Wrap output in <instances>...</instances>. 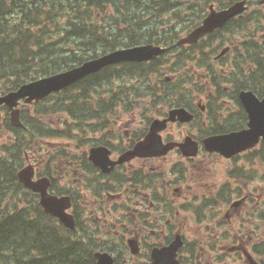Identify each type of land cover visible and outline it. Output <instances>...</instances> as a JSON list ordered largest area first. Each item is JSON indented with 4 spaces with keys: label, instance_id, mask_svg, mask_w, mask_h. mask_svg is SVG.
Listing matches in <instances>:
<instances>
[{
    "label": "flooded vegetation",
    "instance_id": "flooded-vegetation-1",
    "mask_svg": "<svg viewBox=\"0 0 264 264\" xmlns=\"http://www.w3.org/2000/svg\"><path fill=\"white\" fill-rule=\"evenodd\" d=\"M177 2L190 26L171 42L148 44L163 53L108 65L58 93L70 101L59 107L58 125L68 116L91 123L62 146L57 171L49 155L57 148H31L33 135L25 137L24 167L72 217V240L94 264L95 255L110 264H264V137L243 146L229 137L250 131L243 99H264V0ZM238 4L242 12L178 44L210 14ZM101 90L103 97H90ZM24 114L26 132L34 116ZM12 164L15 171L21 163ZM24 194L41 227H65L41 208V194Z\"/></svg>",
    "mask_w": 264,
    "mask_h": 264
},
{
    "label": "trees",
    "instance_id": "trees-1",
    "mask_svg": "<svg viewBox=\"0 0 264 264\" xmlns=\"http://www.w3.org/2000/svg\"><path fill=\"white\" fill-rule=\"evenodd\" d=\"M81 1L87 5L82 12L73 10L76 0H65L68 6L66 10L75 13L73 20L68 21V26L79 37L76 44L79 52L77 56L76 52L70 51L66 55L61 44L48 41L51 26L57 27L62 17L61 0H0V92L14 90L25 82L70 69L109 52L102 42L114 48L124 45L123 40L112 34L118 30L112 24L89 26L92 28L87 30L92 13L104 12L108 7H113L119 18L136 19L137 24H129L130 30L137 32L139 28H147L159 36L148 40L149 44H162L169 37L168 30L157 29L155 23L164 19L163 12L147 14L142 18L141 14L149 7L153 8L154 3H163L164 8L168 9L174 0ZM69 31L64 29L66 34ZM68 38L73 37L69 35ZM146 40L142 36L133 35L126 44L133 46ZM100 41V46H96ZM32 121L34 126H30L25 132L12 128L6 120L8 130L11 129L17 135L13 146L15 150L10 152L15 163L22 160L20 155L23 153L26 135H33L34 138L51 135L50 131L35 127L37 118L33 117ZM12 165L11 161L6 164L0 160V264H94L90 254L83 248H78L72 235L62 227H37V222L30 220L26 211L11 212L4 208L2 204L5 196L12 192V187L13 190L21 187L16 179L17 169L13 172ZM2 206L4 210H1Z\"/></svg>",
    "mask_w": 264,
    "mask_h": 264
},
{
    "label": "rangeland",
    "instance_id": "rangeland-1",
    "mask_svg": "<svg viewBox=\"0 0 264 264\" xmlns=\"http://www.w3.org/2000/svg\"><path fill=\"white\" fill-rule=\"evenodd\" d=\"M157 1V0H155ZM176 1L180 0H174V2H171L169 4V8L164 10V19L160 21H156L157 29L163 30V28L169 29L168 34L170 36L168 37V40L171 42L174 40L176 34L180 35L183 32H185L190 26V23L185 19L184 20V13L181 11H176L173 6L177 4ZM184 1V0H182ZM192 1V0H189ZM62 5L60 6V10H66L68 9L67 4L65 3V0H61ZM82 4V7L80 6ZM106 4V6H108ZM161 5V4H160ZM75 11H84V9L87 7L86 3L81 0H76L75 4L73 5ZM112 6V5H111ZM173 7V8H172ZM61 11L62 17L59 21V25L57 27L51 26V34L50 38L48 39L49 42L57 43L58 45H62L65 48V52L67 53L66 55H69L70 52H76L77 56L78 50L77 48V40L79 39L78 36L72 33L71 26H68V21H72L73 17L75 16V13L66 10L65 12ZM187 11V10H186ZM188 12V11H187ZM151 13H157L154 11L152 8H148V10L145 12H142L141 18L147 14ZM132 22H136V19H122L119 18L118 15H116L113 7H108L104 12L97 11L95 14L92 13L91 18L88 21V28L87 30H91L92 27L89 26H96L100 27L102 25L106 24H112L116 29H118L115 32H112V34L117 37L118 39L123 40L121 46H118L116 48H125L129 47L127 46V40L132 38L133 35H139L147 40L145 42H140V44L148 45L149 41L153 38L159 37L156 36L151 29L147 28H139L137 32H134L133 30L129 29V24ZM126 23V24H125ZM56 25V23H55ZM127 25V26H126ZM67 28L70 31L68 32L69 34H66L64 32V29ZM71 36L73 38H68V36ZM126 40V41H125ZM101 41L96 44V46H100ZM108 50L110 49H115L114 47L108 45L106 42H102ZM138 45V44H137ZM93 49V48H92ZM98 49V48H96ZM70 51V52H69ZM88 51H91L89 49ZM153 81V80H152ZM2 82H0L1 84ZM118 82L116 80H112V86L117 87ZM102 89L105 88V84L101 83L100 86ZM105 93V90H101V92L95 91L90 93V97L92 98L93 96H98V97H103ZM70 101L69 100H63L58 97H53L51 101L42 104V105H24V103H21L19 108L20 110H23L24 112L27 113L28 116H34L40 122L43 124L45 128L48 129V131H51V137L49 138H43V137H36L35 140L31 141L32 144L30 147L32 148L33 146L36 147H47L49 149V146H53L51 150L54 148H57L55 151L54 155H50L52 158L53 165L52 167L54 168V171H57V168H55V164L57 162V156L58 155H65L64 151L62 150V146L69 145L70 143L73 142L74 137L76 134L79 132L77 130H85L87 127L90 125V118H84L81 117L77 121H75L71 116H68L67 122H61V124L58 125V111L60 110V106H67L69 107ZM39 110V111H38ZM35 111L37 113H35ZM42 112V114H40ZM148 114H144L143 117H148ZM91 117V116H90ZM6 120L8 121V116L4 110L0 109V160H3L4 162L10 163L12 160L10 157V152L13 149V146L17 140V135L13 133L12 131L8 130L6 126ZM155 124L153 123V126L155 128ZM89 138V135H86L84 132V135H82V139L80 141L81 144H86V140ZM43 148V149H44ZM66 152L68 153L71 151L69 148H65ZM13 152V151H12ZM43 156V155H42ZM21 159H23V154L20 155ZM13 163V160L11 161ZM18 163H22L16 161V165ZM25 166V163L23 161L21 168ZM11 194V195H10ZM30 202V197L28 196L26 198L24 194V190L22 188L14 189L12 190L9 195L5 196L3 206L4 208L10 210L11 212L18 211V210H24L28 208V204ZM2 206L1 210H4Z\"/></svg>",
    "mask_w": 264,
    "mask_h": 264
},
{
    "label": "water",
    "instance_id": "water-1",
    "mask_svg": "<svg viewBox=\"0 0 264 264\" xmlns=\"http://www.w3.org/2000/svg\"><path fill=\"white\" fill-rule=\"evenodd\" d=\"M242 4L232 6L228 10L220 13L210 14L200 26L195 28L185 38L180 39L178 44L193 42L204 34L209 33L215 28L221 26L226 20L243 11ZM163 52L164 49L154 47L152 45L134 47L126 50H116L95 60L83 63L80 67L71 68L64 72L23 84L16 91L9 92L4 96H0V105L4 104L11 111V124L15 126H21L19 123V110L14 109L18 105V101L20 99H24L25 103L39 101L47 97V95L50 93L58 92L59 90L80 80L84 76L94 73L105 66L120 62L148 61ZM243 104L245 105L250 116V131L229 136L231 139V144L235 142L234 146L235 144L243 146L249 142H255L259 135L264 137V99L262 102H253L251 99H243ZM217 141H220V139L216 140L215 144ZM218 150L222 153H225V151H222L223 149L218 148ZM235 150L236 148L234 147V149L230 150V152L233 153ZM145 151L151 150L149 148H145ZM31 175L32 173L27 168H25L17 173V179L22 185L28 187L32 191H39L40 186L38 190L35 188V185L37 184L30 182ZM41 195V205L43 206L45 212L57 218L68 230L74 231V222L71 216H68L64 213L60 202L54 199L45 200L42 192ZM100 256L101 255H95L97 264H110L106 263Z\"/></svg>",
    "mask_w": 264,
    "mask_h": 264
},
{
    "label": "bare ground",
    "instance_id": "bare-ground-1",
    "mask_svg": "<svg viewBox=\"0 0 264 264\" xmlns=\"http://www.w3.org/2000/svg\"><path fill=\"white\" fill-rule=\"evenodd\" d=\"M173 8V7H172ZM74 23V22H73ZM133 23H135V22H133ZM126 24V23H125ZM130 24H132V23H130ZM135 24H137V23H135ZM127 26V25H126ZM130 27V26H129ZM235 31H236V29H235ZM16 32V31H15ZM231 32V31H230ZM237 33V32H236ZM232 34H234V33H232ZM227 35V34H226ZM231 35V34H230ZM12 37V36H11ZM237 37V36H236ZM234 38V37H233ZM229 39V38H228ZM238 39V38H237ZM230 40V39H229ZM237 42H238V40H237ZM239 43V42H238ZM234 45V44H233ZM211 48H212V46H210ZM214 47V46H213ZM217 47V46H216ZM231 47V46H230ZM232 47H235V46H232ZM229 48V47H228ZM208 49V48H207ZM222 49V48H221ZM230 50V49H229ZM258 50V49H257ZM232 51V50H231ZM205 52H208V50H206ZM253 52V51H252ZM258 52H260V49H259V51ZM230 53V52H229ZM263 53H264V51H263ZM263 53H262V55H263ZM213 54V53H212ZM226 54V53H225ZM231 54V53H230ZM229 54V55H230ZM242 54V53H241ZM215 55V54H214ZM218 55V54H217ZM244 55V54H243ZM224 56V55H223ZM258 56V55H257ZM264 56V55H263ZM210 57V56H209ZM211 57H213V56H211ZM225 57V56H224ZM231 57V56H230ZM232 57H234L233 55H232ZM236 57V56H235ZM245 57V56H244ZM261 57V56H260ZM163 58H165V57H163ZM207 58V57H206ZM247 58V57H246ZM255 58V57H254ZM208 59V58H207ZM219 59V58H218ZM242 59H244V58H242ZM257 59V58H256ZM167 60V59H166ZM169 60V59H168ZM206 60V59H205ZM233 60V59H232ZM255 60V59H254ZM208 61V60H207ZM245 60H243V62H244ZM162 62V61H161ZM169 62V61H168ZM206 63H208V62H206ZM169 64V63H168ZM244 64H245V62H244ZM172 66V65H171ZM162 68V67H161ZM174 69V68H173ZM175 71H177L176 69H175ZM167 74H168V72H167ZM176 74V73H175ZM174 74V75H175ZM154 75V74H153ZM152 76V75H151ZM155 76V75H154ZM169 76V75H168ZM171 76V75H170ZM167 77V76H166ZM154 78V77H153ZM173 79H175V78H173ZM172 79V80H173ZM171 81V80H170ZM173 82V81H172ZM168 83V82H167ZM192 89V88H191ZM124 95H125V93H124ZM139 98V97H138ZM193 98V97H192ZM195 98V97H194ZM192 100V99H191ZM194 100V99H193ZM192 100V101H193ZM191 103H195V102H191ZM190 104V103H189ZM204 106V105H203ZM185 109V108H184ZM91 112V111H90ZM187 113V112H186ZM193 114H195V113H193ZM191 115V114H190ZM196 115V114H195ZM192 118H193V115L191 116ZM91 118V117H90ZM96 122V121H95ZM90 123H91V121H90ZM92 123H94V122H92ZM97 123V122H96ZM99 123V122H98ZM92 126V125H91ZM97 126V125H96ZM95 126V128H97ZM101 131H104V130H101ZM106 131V130H105ZM128 131V130H127ZM129 131H130V129H129ZM131 132H132V130H131ZM105 133V132H104ZM103 133V134H104ZM130 135H132V134H130ZM130 138V137H129ZM137 139H138V137H137ZM141 139V138H140ZM105 141V140H104ZM107 141V140H106ZM138 141V140H137ZM137 143V142H136ZM194 143V142H193ZM169 154V153H168ZM172 154H173V151H172ZM160 155V154H159ZM174 155V154H173ZM165 157V156H164ZM164 157H162V158H164ZM182 158V157H181ZM96 167V166H95ZM2 177V176H1ZM118 193V192H117ZM58 235H60V234H58ZM110 262V261H109ZM84 263V262H83Z\"/></svg>",
    "mask_w": 264,
    "mask_h": 264
}]
</instances>
